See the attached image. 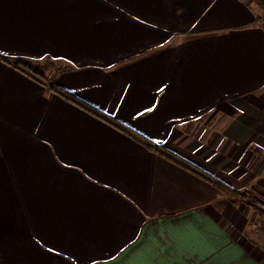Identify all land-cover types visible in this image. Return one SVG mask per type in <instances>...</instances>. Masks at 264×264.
<instances>
[{
    "label": "crops",
    "instance_id": "1",
    "mask_svg": "<svg viewBox=\"0 0 264 264\" xmlns=\"http://www.w3.org/2000/svg\"><path fill=\"white\" fill-rule=\"evenodd\" d=\"M0 264H264L262 9L0 0Z\"/></svg>",
    "mask_w": 264,
    "mask_h": 264
},
{
    "label": "trees",
    "instance_id": "2",
    "mask_svg": "<svg viewBox=\"0 0 264 264\" xmlns=\"http://www.w3.org/2000/svg\"><path fill=\"white\" fill-rule=\"evenodd\" d=\"M253 3L257 4L263 11V16H264V0H251ZM9 61H12V63L14 65H16L17 67H20L21 69H23L24 71H26V63L24 62V60L22 59H11ZM52 65H54L53 63H51ZM62 68H66L64 66H60L59 68H57L58 70H61ZM31 77H33L35 80L41 82L42 84H44L46 87L50 88L51 90H54L57 93H60L64 96H66L67 98L74 100L75 102H77L78 104L82 105L83 107L89 109L90 111H93L97 114H101V112L99 110H97L96 108H94L92 105L86 103L85 101H81L80 99H78L76 96H74L72 93L70 92H66L63 91L61 88H59L53 81L46 79L43 75L41 74H37V73H32L29 71H26ZM105 116V115H104ZM107 116V115H106ZM108 118V116H107ZM110 118V117H109ZM108 118V119H109ZM112 122H116L121 128H123L124 130H128L129 132L134 133L135 135H137L138 138H140L141 140H143L144 142H146L150 147H154L155 145L151 144L149 141H147L143 136L133 132L130 128L124 126L123 124H121V122L115 120V119H111ZM115 123V124H116Z\"/></svg>",
    "mask_w": 264,
    "mask_h": 264
},
{
    "label": "rangeland",
    "instance_id": "3",
    "mask_svg": "<svg viewBox=\"0 0 264 264\" xmlns=\"http://www.w3.org/2000/svg\"><path fill=\"white\" fill-rule=\"evenodd\" d=\"M20 71H21V70H20ZM21 72H22V71H21ZM22 73H23V72H22ZM35 73H37V74H41V73H39V72H35ZM35 73H34V74H35ZM41 75H42V74H41Z\"/></svg>",
    "mask_w": 264,
    "mask_h": 264
},
{
    "label": "snow or ice",
    "instance_id": "4",
    "mask_svg": "<svg viewBox=\"0 0 264 264\" xmlns=\"http://www.w3.org/2000/svg\"><path fill=\"white\" fill-rule=\"evenodd\" d=\"M149 109H145V111H148Z\"/></svg>",
    "mask_w": 264,
    "mask_h": 264
}]
</instances>
